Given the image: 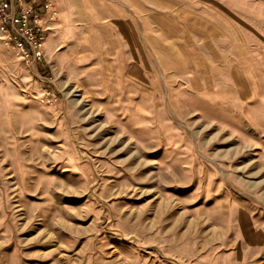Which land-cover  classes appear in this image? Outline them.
I'll list each match as a JSON object with an SVG mask.
<instances>
[{
	"label": "rangeland",
	"instance_id": "rangeland-1",
	"mask_svg": "<svg viewBox=\"0 0 264 264\" xmlns=\"http://www.w3.org/2000/svg\"><path fill=\"white\" fill-rule=\"evenodd\" d=\"M26 2L41 59L0 21V264H264V0Z\"/></svg>",
	"mask_w": 264,
	"mask_h": 264
},
{
	"label": "built area",
	"instance_id": "built-area-1",
	"mask_svg": "<svg viewBox=\"0 0 264 264\" xmlns=\"http://www.w3.org/2000/svg\"><path fill=\"white\" fill-rule=\"evenodd\" d=\"M24 4V5H23ZM20 13L16 11L13 6V2L9 0H0V21L1 28L6 29L7 26H12V28L18 32V27L20 30L30 31V41L26 40V43L30 44L33 48V52L36 58L41 59L42 52L40 50V44L37 43L38 30L31 26L29 28V16L34 13L32 3L26 2V0H19ZM34 34V35H33ZM26 43H24L26 45ZM34 44V45H33ZM23 47V44H21Z\"/></svg>",
	"mask_w": 264,
	"mask_h": 264
}]
</instances>
